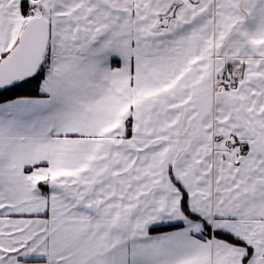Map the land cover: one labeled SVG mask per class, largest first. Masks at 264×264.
<instances>
[{
    "label": "snow or ice",
    "instance_id": "obj_1",
    "mask_svg": "<svg viewBox=\"0 0 264 264\" xmlns=\"http://www.w3.org/2000/svg\"><path fill=\"white\" fill-rule=\"evenodd\" d=\"M0 264H264V0H0Z\"/></svg>",
    "mask_w": 264,
    "mask_h": 264
}]
</instances>
